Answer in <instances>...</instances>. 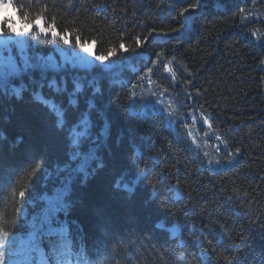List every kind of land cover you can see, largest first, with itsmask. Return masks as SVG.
<instances>
[{
	"label": "trees",
	"instance_id": "trees-1",
	"mask_svg": "<svg viewBox=\"0 0 264 264\" xmlns=\"http://www.w3.org/2000/svg\"><path fill=\"white\" fill-rule=\"evenodd\" d=\"M13 3L33 15L46 3L57 30L70 32L69 44L35 31L28 37L0 33V41L39 39L29 54L52 53L59 61L63 50L80 63L100 65L75 45L77 35L96 54L118 50L105 62L98 101L111 121V138L99 153L105 167L86 183L81 176L71 196L70 238L82 236L86 254L62 257L71 264H264V0H221L220 8L203 0L194 18L195 12L183 19L188 0ZM4 16L21 27L13 8L0 9ZM121 41L134 51L120 49ZM23 97L0 99V135L7 137L0 143V234H9L0 250L9 253L30 230L23 212L31 221L44 204L38 199L45 192L44 170L66 159L65 137L53 116L27 92ZM131 112L141 115L130 119ZM18 136L24 142L14 145ZM130 139L144 155L135 169L148 170L132 192L114 187L116 176L130 167ZM54 180L47 181L49 197ZM18 257L6 260L12 264Z\"/></svg>",
	"mask_w": 264,
	"mask_h": 264
},
{
	"label": "snow or ice",
	"instance_id": "snow-or-ice-1",
	"mask_svg": "<svg viewBox=\"0 0 264 264\" xmlns=\"http://www.w3.org/2000/svg\"><path fill=\"white\" fill-rule=\"evenodd\" d=\"M202 3L203 0H196V2L188 0L187 8L181 9V18L194 13ZM215 4L220 8L221 0H215ZM8 8L17 11L21 27L17 28L16 20L12 16H4L0 19V33L6 30L12 36L28 37L35 31L40 36H51L53 42L57 40H62L65 44L71 42L68 30H57L55 18L47 14L46 3L33 15L31 11L25 12L21 8H16L13 0H0V9L7 10ZM49 19L52 23H49ZM184 27L186 25L181 24V28ZM172 31H178V29ZM74 39L75 45L93 56L95 61L100 62V65L80 63L74 56L69 57L63 50H59V61L52 53L44 55L32 52L29 54L30 45L40 47L39 39L30 43L25 40L0 41V99L7 95L12 99L22 100L23 93L27 92L31 101L39 102L47 108L54 118L56 130L63 133L66 141V159L57 162L51 169L44 170L43 188L45 192L38 197L39 201L44 202L43 206L32 215L31 221H28V213L23 212V219L30 230L17 238L18 248L15 252L0 250V264H9L6 257L10 254L21 257L19 262H13V264H64L62 256L79 257L82 251L86 254V248L81 247L83 245L82 236L70 238L72 236L71 226L75 223L68 220L73 206L71 196L73 185L81 176L84 177L86 183L90 174L105 167V161L99 153L102 148L107 147V141L111 138V121L107 117L106 109L98 101L104 95L102 74L107 71L105 62L118 50L112 47L106 54H96V50L87 47L88 41H82L81 36L77 35ZM91 44L96 45L97 41L92 40ZM136 44H141L139 37L136 38ZM119 48L125 52L134 51L126 47L123 41L120 42ZM148 71L152 72V69ZM45 89H47V94ZM139 115L141 114L131 112L129 118L135 119ZM201 120L207 124L210 117L202 116ZM6 139V136L0 135V143ZM122 139V136L118 137L117 144ZM23 142V137L18 136L13 144L19 145ZM225 147H227L226 142ZM240 152L241 149L237 147L235 153ZM127 157L130 167L116 176L114 187L117 190L124 189L132 192L134 187L147 178L148 170L147 168L135 169L137 161L143 160L144 155L140 150V145L131 139L127 145ZM229 162H231V154ZM211 163L213 161H209V164ZM215 163L219 164L220 161H215ZM39 168L40 165H37L34 171ZM53 176L55 177L53 181L55 195L49 197L47 181ZM56 181H59V186ZM19 195L23 199L25 192L21 190ZM36 206L37 202L32 201V207ZM61 214H63V219H61ZM54 225H59V227H54ZM157 229L167 231L159 225ZM78 232H82L79 227ZM8 235L6 232L0 234V247H6L5 238ZM53 237H59V240H53ZM196 243H199V240Z\"/></svg>",
	"mask_w": 264,
	"mask_h": 264
},
{
	"label": "bare ground",
	"instance_id": "bare-ground-1",
	"mask_svg": "<svg viewBox=\"0 0 264 264\" xmlns=\"http://www.w3.org/2000/svg\"><path fill=\"white\" fill-rule=\"evenodd\" d=\"M128 62H129V60H128L125 64H122V65H121V70L125 67V65H127V64L129 65V64H130V63H128ZM263 67H264V64H263ZM118 76H123V74H122V73H118L117 77H118ZM0 132L3 133V132H4L3 129L0 128ZM1 135H2V134H1Z\"/></svg>",
	"mask_w": 264,
	"mask_h": 264
},
{
	"label": "rangeland",
	"instance_id": "rangeland-1",
	"mask_svg": "<svg viewBox=\"0 0 264 264\" xmlns=\"http://www.w3.org/2000/svg\"><path fill=\"white\" fill-rule=\"evenodd\" d=\"M219 149V148H218ZM204 151H206L205 153H207L208 154V152H209V154H210V152H211V149H206V150H204Z\"/></svg>",
	"mask_w": 264,
	"mask_h": 264
},
{
	"label": "water",
	"instance_id": "water-1",
	"mask_svg": "<svg viewBox=\"0 0 264 264\" xmlns=\"http://www.w3.org/2000/svg\"><path fill=\"white\" fill-rule=\"evenodd\" d=\"M196 16V12L192 15V18H194Z\"/></svg>",
	"mask_w": 264,
	"mask_h": 264
}]
</instances>
